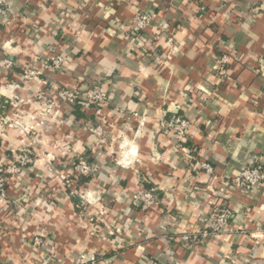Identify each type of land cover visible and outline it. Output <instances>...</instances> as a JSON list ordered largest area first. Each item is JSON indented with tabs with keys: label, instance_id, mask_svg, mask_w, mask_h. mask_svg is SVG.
I'll list each match as a JSON object with an SVG mask.
<instances>
[{
	"label": "crops",
	"instance_id": "0c3cea01",
	"mask_svg": "<svg viewBox=\"0 0 264 264\" xmlns=\"http://www.w3.org/2000/svg\"><path fill=\"white\" fill-rule=\"evenodd\" d=\"M3 1L0 61L14 65L0 64V264H264V186L232 184L264 163V0ZM141 13L152 19L139 38ZM55 53L60 70L46 62ZM97 85L106 101L81 115L55 89ZM179 115L192 123L184 142L170 125ZM23 147L34 162L8 174ZM82 155L98 167L80 182L105 210L97 224L65 184ZM141 191L156 200L142 206ZM216 201L230 224L186 247Z\"/></svg>",
	"mask_w": 264,
	"mask_h": 264
},
{
	"label": "built area",
	"instance_id": "2783aa9c",
	"mask_svg": "<svg viewBox=\"0 0 264 264\" xmlns=\"http://www.w3.org/2000/svg\"><path fill=\"white\" fill-rule=\"evenodd\" d=\"M6 14L7 8L4 6V1L0 0V15L5 16ZM151 19L152 16L146 13L137 14L134 20V35L140 38L141 31H143L149 25ZM142 39L143 38H141V40ZM64 61V55L60 53H55L46 60L47 64L51 65L54 70H60ZM229 61V56L227 55H223L219 60V64L216 66L219 76L222 77L226 75V65L229 63ZM0 64L3 65L4 68H11L14 65V62L10 59H3L0 61ZM36 75L37 72L35 70L29 69L23 77L25 80H32ZM55 89L57 90L60 97L68 105H75L81 98L86 100L87 103L84 105L86 107L89 104L97 105L104 103L108 96V90L101 85L75 89H60L56 87ZM38 98H44V92L39 93ZM170 125L181 142L187 140L191 133L192 127V123L188 118L180 115L174 116L170 120ZM34 159L35 158L32 155V151L28 149V147H23L20 153L15 156V161L7 168L6 172L10 175L19 174L23 168L32 164ZM200 165L208 172H212L213 170L212 166L207 162H202ZM72 168V173L65 177L66 187L72 196H79L83 199L85 203L82 202V204H78L77 207L81 208L82 212H85V214L88 215V218L91 222L97 224L101 221V217L105 215V210L103 207L96 208L98 200H94V197H91L80 191L79 178L92 177L96 173L98 167L96 164L89 161L88 156L82 155L77 157ZM6 181V177L0 176V200L2 202L8 200L6 193ZM232 184L233 187L241 189L244 193H249L252 190L261 188L264 186V163L257 162L253 165L245 167L240 174L234 177ZM137 198L144 207L151 205L156 200V197L152 191H141V193L137 195ZM232 217V210L228 206L216 201L211 210L208 212V216L205 218V225L203 229L200 232H186L182 236L184 245L189 247L198 242V239H200V241L203 243L210 242L230 224ZM43 244L44 241L41 237L36 236L33 239V245L35 249L43 248ZM100 263V257L93 254L77 258L74 262V264Z\"/></svg>",
	"mask_w": 264,
	"mask_h": 264
},
{
	"label": "trees",
	"instance_id": "16d2710c",
	"mask_svg": "<svg viewBox=\"0 0 264 264\" xmlns=\"http://www.w3.org/2000/svg\"><path fill=\"white\" fill-rule=\"evenodd\" d=\"M86 104V100L81 98L77 101V103L74 105L75 108V114L81 115L80 110L82 109V107H84V105ZM91 161V160H89ZM93 162V160H92ZM90 177H83L81 178V183L87 182L89 180ZM198 241H200V239H198Z\"/></svg>",
	"mask_w": 264,
	"mask_h": 264
}]
</instances>
